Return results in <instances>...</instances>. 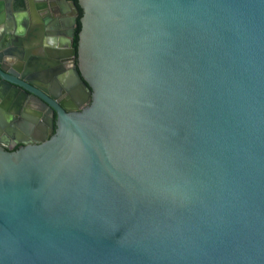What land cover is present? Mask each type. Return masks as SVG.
<instances>
[{
  "label": "water",
  "instance_id": "obj_1",
  "mask_svg": "<svg viewBox=\"0 0 264 264\" xmlns=\"http://www.w3.org/2000/svg\"><path fill=\"white\" fill-rule=\"evenodd\" d=\"M73 1L0 0V264H264V0Z\"/></svg>",
  "mask_w": 264,
  "mask_h": 264
},
{
  "label": "flooded vegetation",
  "instance_id": "obj_2",
  "mask_svg": "<svg viewBox=\"0 0 264 264\" xmlns=\"http://www.w3.org/2000/svg\"><path fill=\"white\" fill-rule=\"evenodd\" d=\"M64 32H63V34H64ZM55 47H57V46H55ZM45 57H47V56H45V55L44 56H41V57L38 56V59L40 60L39 65L35 61L29 67L32 68L33 65L36 66L35 69L39 73L40 72H50V73H48L50 75L49 81L52 82L55 85L56 90H58V92L60 93V96H63L67 92H66L65 88H63L64 86L62 87V82H61L62 79L59 78L60 77L59 74L68 68V66L70 65V61L69 60H65V61H61V62L60 61L59 62L57 61L55 64L43 66L44 65L43 62L46 59ZM53 68H56V69L53 70ZM57 76H59V77L57 78ZM86 103H88V101ZM35 108H38V105L36 103H34V102H32V103L31 102H28V103H26L25 106L23 104V107L22 108L19 107V112L15 116V118L9 119V117L7 115H10V112L6 113V115H5V112H1L0 113V119L4 120L7 126H9L11 128H14L13 132L16 135H12V136L16 137V136H18L19 133L20 134L22 133L21 131H22V128L23 127H25V128L29 127V128H31V131L34 130L33 127H35V124L36 123L35 122L34 123L32 122L33 115H32L31 110H33ZM53 118H54V116H53ZM1 129L2 128H0V131H1ZM36 132H37V130H36ZM46 133H49L48 132V127L46 129ZM50 135H51V133H49L47 135V138ZM17 144L21 145L18 142H13L12 140H10L8 142V144L6 145V149H8L10 151Z\"/></svg>",
  "mask_w": 264,
  "mask_h": 264
},
{
  "label": "crops",
  "instance_id": "obj_3",
  "mask_svg": "<svg viewBox=\"0 0 264 264\" xmlns=\"http://www.w3.org/2000/svg\"><path fill=\"white\" fill-rule=\"evenodd\" d=\"M29 26H31V25H29ZM55 31H56V33H57V34H55V37H56L57 39H58V38H62V37H63L62 32L65 31V27H58V26H57V28H56ZM57 39H56V42L52 44V47H53V46H57V44H58Z\"/></svg>",
  "mask_w": 264,
  "mask_h": 264
},
{
  "label": "trees",
  "instance_id": "obj_4",
  "mask_svg": "<svg viewBox=\"0 0 264 264\" xmlns=\"http://www.w3.org/2000/svg\"><path fill=\"white\" fill-rule=\"evenodd\" d=\"M74 2L73 0H69ZM77 16V15H76ZM76 29H77V23H76V17L74 20V26H73V35H72V39H71V46L74 47V41H75V35H76Z\"/></svg>",
  "mask_w": 264,
  "mask_h": 264
},
{
  "label": "bare ground",
  "instance_id": "obj_5",
  "mask_svg": "<svg viewBox=\"0 0 264 264\" xmlns=\"http://www.w3.org/2000/svg\"><path fill=\"white\" fill-rule=\"evenodd\" d=\"M35 61H36V62L38 63V65H39L40 60H39L38 58H36V59H34V62H35ZM33 66H34V65H33ZM33 66H32V67H33ZM29 68H30V67H29ZM29 68H28V69H29ZM33 69H35V68H32V69H30V70L32 71ZM65 90H66V88H65ZM66 92H67V91H66ZM71 94H72V93L70 92V95H71ZM73 95H74V96H77V95H75V93H73Z\"/></svg>",
  "mask_w": 264,
  "mask_h": 264
},
{
  "label": "clouds",
  "instance_id": "obj_6",
  "mask_svg": "<svg viewBox=\"0 0 264 264\" xmlns=\"http://www.w3.org/2000/svg\"><path fill=\"white\" fill-rule=\"evenodd\" d=\"M20 31H23V29H21Z\"/></svg>",
  "mask_w": 264,
  "mask_h": 264
}]
</instances>
